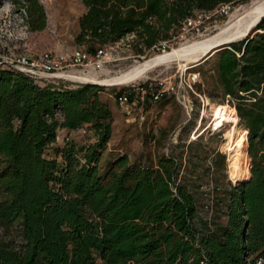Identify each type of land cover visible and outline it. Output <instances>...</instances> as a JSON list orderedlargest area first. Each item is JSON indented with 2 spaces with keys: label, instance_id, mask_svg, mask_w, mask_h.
Here are the masks:
<instances>
[{
  "label": "trees",
  "instance_id": "obj_1",
  "mask_svg": "<svg viewBox=\"0 0 264 264\" xmlns=\"http://www.w3.org/2000/svg\"><path fill=\"white\" fill-rule=\"evenodd\" d=\"M14 1L31 31L46 29L39 0ZM80 1L87 12L79 45L89 43L94 53L135 34L141 55L171 40L197 12L245 0ZM212 58L217 92L230 96L249 132V178L232 181L225 225L201 217L172 156L151 166L119 156L101 172L114 122L101 100L104 87L43 86L0 67V228L20 238L0 239V264H254L264 257V19L254 34ZM56 111L65 114L62 124L49 121ZM86 125L95 145L56 144L59 128Z\"/></svg>",
  "mask_w": 264,
  "mask_h": 264
},
{
  "label": "rangeland",
  "instance_id": "obj_2",
  "mask_svg": "<svg viewBox=\"0 0 264 264\" xmlns=\"http://www.w3.org/2000/svg\"><path fill=\"white\" fill-rule=\"evenodd\" d=\"M253 1L245 0L233 7L229 15L219 17L214 14L210 20L205 22L204 30L200 34L195 33L190 38L183 39L176 33L171 37L172 52L186 43H197L216 36L238 8L247 7ZM39 2L46 12L47 27L44 31L33 32L28 25L27 14L21 5L14 0H0V63L3 64L0 67L10 68L6 62H11V60L36 58L45 52L71 51L77 46H82L77 43V37L80 33L79 20L87 12L86 6L80 0H39ZM138 42V37L135 35L134 42L129 43L125 37L124 41L115 44L113 51L115 62L106 68L102 77L127 72L139 62L143 63L144 60L152 57L151 53L145 51L140 55L142 58H135ZM83 46L89 49L90 45L85 43ZM206 61L197 68L191 65L187 68L188 70L184 68L187 63L174 61L173 65L170 64L171 66L155 69L138 83L147 79L176 77L179 71H187L186 77L189 73H200L202 82L198 88L210 102L214 106L228 105L234 108L230 103L228 104L227 98L224 100L222 94L217 92L215 58L207 63ZM118 89L117 86L104 87L101 93V100L109 105L114 117L112 137L104 150L100 163L101 172H104L108 164L119 156L126 155L132 164L143 166L155 165L160 157L172 156L180 164L179 181L182 177L186 179L185 183L189 184L196 196L201 217L225 225L227 223V198L233 184L228 176V153L224 145L231 128L221 136H211L205 133L197 141L190 142L192 131L196 126L201 123L203 128L211 122L212 108L207 107L206 104L203 109L201 106L199 108L198 104L199 102L201 104V101L195 100L198 107L196 106L189 116L174 99H165L153 107L147 122L143 125H133L127 121L122 109L115 102L114 95ZM211 92L216 93L213 99L209 97ZM204 111L206 115L203 118ZM240 127L245 129L243 125ZM66 135L68 131H63L62 136ZM70 139L79 148L97 143V136L92 130L87 134L73 132ZM60 145L63 147V144ZM54 149L49 150L52 156ZM0 239L20 243L15 230L7 234L0 228ZM97 264L102 263L98 261Z\"/></svg>",
  "mask_w": 264,
  "mask_h": 264
},
{
  "label": "built area",
  "instance_id": "obj_3",
  "mask_svg": "<svg viewBox=\"0 0 264 264\" xmlns=\"http://www.w3.org/2000/svg\"><path fill=\"white\" fill-rule=\"evenodd\" d=\"M232 9L233 6L231 4H223L209 13L197 12L193 17L184 21L179 29L178 37L187 39L195 33L200 34L204 30L205 22L210 20L214 14L222 17L229 15ZM134 38L135 34L126 36V40L129 43L134 42ZM121 41H124V39ZM172 43L173 40L162 41L152 47L148 53L155 56L170 52L173 49ZM115 44L106 45L97 49L94 53L82 45L77 46L71 51H49L36 58L11 60V62H6V64L8 67L26 74L39 85H70V88H77L92 84L80 80L79 78L81 76L97 74L102 77L106 68L115 62L113 59ZM135 58L142 57L137 54ZM2 65L0 63V66ZM186 72L179 71V75H176V77L156 80L147 79L139 83L136 81L131 84L117 86L119 89L114 95L115 102L122 109L127 121L133 125H143L146 123L151 109L165 99H174L190 116L197 106L195 100L201 101V104L199 102L198 106L199 108L201 106L203 109L208 98L198 88L202 82L201 74L189 73L186 77ZM229 99L230 96L227 97L228 104ZM214 118H212L206 127L202 128L201 123L196 126L192 131L190 142L197 141L205 133L211 136H221L231 128L232 123L230 121H223V125L219 126ZM53 120L62 124L65 121V114L61 111H56L53 117L49 118L50 122ZM63 131L67 130L62 128L58 129L56 144H64L66 141L71 140L70 136L73 132L78 131L87 134L90 132V129L86 125L76 131L68 132L66 136H62ZM254 264H264V257L256 258Z\"/></svg>",
  "mask_w": 264,
  "mask_h": 264
},
{
  "label": "bare ground",
  "instance_id": "obj_4",
  "mask_svg": "<svg viewBox=\"0 0 264 264\" xmlns=\"http://www.w3.org/2000/svg\"><path fill=\"white\" fill-rule=\"evenodd\" d=\"M263 14L264 0H254L251 5L238 8L226 25L222 27L219 33L214 37L197 43H186L182 45L180 49L174 50L173 52L170 51L171 53L166 52L147 58V61L144 60L145 62L143 63L139 62V64L127 72L125 71L114 76L105 77H100L97 74H86L79 79L88 83L113 87L140 81L146 78L155 69L169 66L174 63V61L187 63V65H184L186 70H188L187 68L191 65L197 68L206 60L214 57L221 48L231 43L241 41L247 38L248 35L250 36L254 31L256 23ZM181 67L183 68V66ZM206 105L207 107L211 106V120L215 117L214 119L217 125L222 126L225 121H230V123H232L231 130L227 133V142L224 145V149L228 153V176L232 181L248 179L250 174L248 130L241 129L240 118L235 108L228 105L214 106L209 99L206 101ZM205 115L206 112L204 111L203 118Z\"/></svg>",
  "mask_w": 264,
  "mask_h": 264
},
{
  "label": "water",
  "instance_id": "obj_5",
  "mask_svg": "<svg viewBox=\"0 0 264 264\" xmlns=\"http://www.w3.org/2000/svg\"><path fill=\"white\" fill-rule=\"evenodd\" d=\"M263 19H264V14L261 16V18L259 19V21L256 23L255 28H254V31H255V29L258 27V25L263 21ZM254 31H253L252 34H254ZM248 36H249V35H248ZM234 43H235V42H234ZM231 44H232V43H231ZM92 85L105 87V86H102V85H100V84H96V83H92Z\"/></svg>",
  "mask_w": 264,
  "mask_h": 264
}]
</instances>
